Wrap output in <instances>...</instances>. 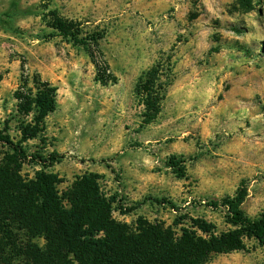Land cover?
<instances>
[{
	"label": "rangeland",
	"instance_id": "rangeland-1",
	"mask_svg": "<svg viewBox=\"0 0 264 264\" xmlns=\"http://www.w3.org/2000/svg\"><path fill=\"white\" fill-rule=\"evenodd\" d=\"M50 11L103 35L97 57L114 83L96 81L82 48L50 38ZM152 68L166 97L142 127L135 87ZM37 77L58 89L57 110L30 152L64 156L49 171L63 198L92 176L114 233L179 240L197 219L225 232V211L209 205L242 193L248 217L264 214V0H0V130L10 121L16 137L15 93ZM246 246L208 264H264V247Z\"/></svg>",
	"mask_w": 264,
	"mask_h": 264
},
{
	"label": "trees",
	"instance_id": "trees-1",
	"mask_svg": "<svg viewBox=\"0 0 264 264\" xmlns=\"http://www.w3.org/2000/svg\"><path fill=\"white\" fill-rule=\"evenodd\" d=\"M48 18L51 39L61 38L86 51L96 67L97 82L104 86L115 82L105 59L100 62L97 57L102 34L85 32L81 24L57 11H50ZM162 78L161 71L152 68L138 79L135 93L145 107L142 127L162 113L168 85ZM57 93L56 87L39 77L32 88L26 80L15 93L16 137L10 134V121L0 130V264H208L214 256L245 252L246 241L264 247V214L248 217L242 209L243 193L209 205L225 211L227 231L217 233L215 225L197 219L191 229L195 232L185 229L179 240L162 232L144 240L114 233L112 203L100 196L92 176L81 178L61 197L58 178L49 171L64 156L30 152L28 147L36 140L45 143L46 120L57 110ZM172 165L177 167L176 162ZM26 166L38 168L32 178L22 174ZM155 202L173 207L166 199Z\"/></svg>",
	"mask_w": 264,
	"mask_h": 264
}]
</instances>
